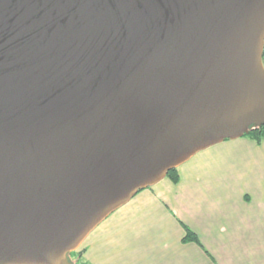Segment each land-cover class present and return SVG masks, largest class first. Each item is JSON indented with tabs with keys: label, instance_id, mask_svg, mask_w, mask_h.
Instances as JSON below:
<instances>
[{
	"label": "water",
	"instance_id": "obj_1",
	"mask_svg": "<svg viewBox=\"0 0 264 264\" xmlns=\"http://www.w3.org/2000/svg\"><path fill=\"white\" fill-rule=\"evenodd\" d=\"M263 26L264 0H0V264H71L93 223L262 127Z\"/></svg>",
	"mask_w": 264,
	"mask_h": 264
},
{
	"label": "crops",
	"instance_id": "obj_2",
	"mask_svg": "<svg viewBox=\"0 0 264 264\" xmlns=\"http://www.w3.org/2000/svg\"><path fill=\"white\" fill-rule=\"evenodd\" d=\"M83 241L90 264H264V142L234 137L192 153ZM184 226L202 246L185 243Z\"/></svg>",
	"mask_w": 264,
	"mask_h": 264
},
{
	"label": "trees",
	"instance_id": "obj_3",
	"mask_svg": "<svg viewBox=\"0 0 264 264\" xmlns=\"http://www.w3.org/2000/svg\"><path fill=\"white\" fill-rule=\"evenodd\" d=\"M263 59H264V51H263ZM242 137L249 138L253 140L256 144L261 145L264 142V125L262 127H253L250 129V131L246 134H244ZM167 178H169L174 184H178L180 181V176L177 168L171 169L167 173ZM185 229V237L184 242L188 243H196L199 246H202L199 238L197 235L190 230L188 227L184 226ZM84 250L81 252H74L69 255V260L72 264H90L85 258H84ZM75 262H74V261Z\"/></svg>",
	"mask_w": 264,
	"mask_h": 264
},
{
	"label": "bare ground",
	"instance_id": "obj_4",
	"mask_svg": "<svg viewBox=\"0 0 264 264\" xmlns=\"http://www.w3.org/2000/svg\"><path fill=\"white\" fill-rule=\"evenodd\" d=\"M264 43V26L261 30V33L256 41L255 49H254V62L255 65L258 67L260 56L262 53ZM37 262L28 258H17L13 261H11L9 264H36Z\"/></svg>",
	"mask_w": 264,
	"mask_h": 264
},
{
	"label": "rangeland",
	"instance_id": "obj_5",
	"mask_svg": "<svg viewBox=\"0 0 264 264\" xmlns=\"http://www.w3.org/2000/svg\"><path fill=\"white\" fill-rule=\"evenodd\" d=\"M263 51H264V44H263V50H262V52H263ZM259 63H260V67H261L262 71L264 72V59H263V56L261 57ZM251 128H253V127H251ZM251 128H250V129H251ZM250 129H249V131H250ZM166 176H167V175H166ZM107 215H108V214H107ZM107 215H106V216H107ZM106 216H105V217H106ZM105 217H103L102 219H99L98 221H96L95 223L92 224V226L87 230V232H86V233L80 238V240H79L78 244L75 246V248L67 254V258H68V260H69V255H70L71 253H74V252H81V251H83V241H84L86 235L89 234V233H90L95 227H97V226L102 222V220H103ZM73 261H74V260H73ZM69 262H70V260H69ZM74 262H75V261H74ZM70 263H71V262H70ZM71 264H72V263H71Z\"/></svg>",
	"mask_w": 264,
	"mask_h": 264
}]
</instances>
